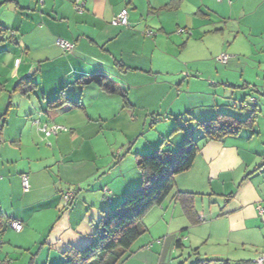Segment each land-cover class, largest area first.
Segmentation results:
<instances>
[{
    "label": "crops",
    "instance_id": "crops-1",
    "mask_svg": "<svg viewBox=\"0 0 264 264\" xmlns=\"http://www.w3.org/2000/svg\"><path fill=\"white\" fill-rule=\"evenodd\" d=\"M76 1L0 0V210L23 223L21 230L8 233V226L1 234L0 251L12 241L8 245L27 247L32 264H59L65 250L87 245L102 215L140 186L137 155L154 145L132 149V144L154 115L152 124L163 116L181 129L175 144L188 129L197 133L200 151L175 184L196 193L203 220L192 223L172 198L154 206L142 220L146 232L121 264H175V250L184 247L179 233L185 230L191 231V245L210 239L225 247L209 253V264L253 262L264 254L259 210L264 207V0H86L82 11L75 9ZM121 10L128 25L112 23ZM215 36H220L215 50L230 43L234 49L226 63L219 61L227 66L221 70L198 65L214 58L213 44L205 43ZM58 38L75 43L74 50L66 52ZM179 41L182 48L201 43L193 60L182 62L170 53ZM168 62L195 64L180 77L184 70H168ZM171 74L178 75L177 82ZM101 76L112 90L96 81ZM184 84L190 88L183 90ZM62 93L67 101L52 107L49 102ZM165 95L171 97L169 109L148 108ZM175 99L179 103L173 106ZM254 108L255 126L223 140H207L198 127L219 112L245 118ZM140 120L143 126L132 136L130 125ZM54 123L68 130L46 137L41 127ZM127 127L129 149H85L106 129ZM70 188L76 195L65 206L63 193ZM153 225H160L162 234L153 236ZM14 234L20 235L17 244Z\"/></svg>",
    "mask_w": 264,
    "mask_h": 264
},
{
    "label": "trees",
    "instance_id": "trees-1",
    "mask_svg": "<svg viewBox=\"0 0 264 264\" xmlns=\"http://www.w3.org/2000/svg\"><path fill=\"white\" fill-rule=\"evenodd\" d=\"M96 81L105 90H112L102 76ZM30 83L27 81L25 84L31 86ZM66 101L62 93L49 104L55 107ZM73 103L77 105V102ZM257 115V108L245 118L234 113L219 112L214 117L200 121L198 127L207 140H223L227 136L238 134L243 128H253ZM178 129L176 126L173 131ZM196 139L192 130L188 129L177 150L159 147L151 152L138 154L136 165L142 177L140 186L130 191L111 213L102 215L99 230L87 245L65 250L59 264H121L135 241L147 230L142 221L144 215L169 198L179 203L192 223L203 220L198 217L196 210V193L177 190L175 184L176 175L190 169L200 151ZM11 220L0 210V235L10 226ZM181 241L177 240V245H181ZM195 250L197 253V248ZM202 261L207 263L209 260Z\"/></svg>",
    "mask_w": 264,
    "mask_h": 264
},
{
    "label": "rangeland",
    "instance_id": "rangeland-1",
    "mask_svg": "<svg viewBox=\"0 0 264 264\" xmlns=\"http://www.w3.org/2000/svg\"><path fill=\"white\" fill-rule=\"evenodd\" d=\"M189 30V29H188ZM177 32V31H176ZM220 36H215L212 38V40H208L205 44H213V48L215 46H217L219 44V38ZM184 41V40H183ZM183 41H179L180 42V46H173L170 48V53L173 55H179L178 58H180V60L182 62H186V61H190L193 60L194 58V51L198 48V44L201 43H197V44H192L190 46H187L186 48H182V44ZM210 41V42H209ZM212 41V42H211ZM231 44V43H230ZM230 44L222 50L220 52H218V50L213 51L214 52V58H212V60H208L210 62H208L207 60H203V61H198V65L200 66H213V68L215 66L219 67V69L221 70V65H223V67H227L224 64H221L218 60V57L222 54H227L230 56H233V52L234 49L233 48H229ZM237 44H235L233 47H235ZM165 47V46H164ZM218 52V53H217ZM166 59H168V56L165 55ZM169 61H175L173 58L169 57ZM244 61H248L249 63H251V59H245ZM211 63V64H209ZM223 63V62H222ZM168 65V70H174L175 72H177L178 70H184L183 73H178L180 75V77H185L187 70L190 68L194 67L195 62H188V68L185 66H181L178 67V65L173 64L172 62H168L166 63ZM186 65V64H185ZM167 77V75H165ZM170 78H172V82H177V78L178 75H170L168 76ZM179 77V78H180ZM174 90L173 92L175 93V87L173 86ZM183 90H185L184 88H190L187 84L183 85ZM175 95V94H174ZM256 98H260L262 97L259 94H255ZM250 98V97H249ZM171 99V97L169 95H165V98L162 100L160 99V97H156L154 100L153 105H149L148 108H150L151 110L154 108H159V109H169L168 103L169 100ZM178 100L175 99L173 106H176V104H178ZM72 112H70L68 115H71V118H75V114H71ZM80 113V112H77ZM154 115H149L148 116V122H147V127H148V131L143 134L141 137H139V140H137V137H134L133 139V144H132V149H144L150 148V144L154 145V150L155 148H159L162 147L163 149H167L170 148L171 146H173L172 148H174L173 150H177V148H179L182 144V141L179 142V144H175L174 142H176V139L179 137V133L181 131V129L175 130L173 131V129L176 127L175 124L173 123L172 119H165L163 118V116L158 117L159 121H154V123L152 124L154 118ZM143 120H140L138 122H134L132 125H130L131 129H132V136L134 134L137 133V131H139L141 129V127L143 126ZM101 126L102 123H99ZM197 125V122H196ZM131 131H129V127H127L126 129H106L103 136H99L96 138V140L93 141L92 144V148L90 147V145L85 146V149H129L128 147V140H130L131 142V137L128 138V134H130ZM162 134H164V136H166L165 141L162 143L163 141V136ZM197 133H194V136L196 137ZM261 139V136H260ZM258 139V140H260ZM257 140L254 138V141ZM253 141V142H254ZM124 142V143H123ZM132 143V142H131ZM131 157V155L129 156ZM125 163H128V161H125ZM168 201V200H167ZM165 207L167 204H164ZM174 206H171L170 210L173 209ZM178 209H180L177 206ZM165 209H168L167 207ZM152 229V233L154 234L153 236L157 237L159 236L158 234H162L159 233L162 230V227L159 225H153ZM13 228L11 226H9V229H7L6 231H9L8 233L12 232ZM15 230V229H14ZM191 231L185 230L179 233V235H182V240L184 241V247L182 248H178L175 250V264H209V263H205L202 260H205L206 258H210L212 255H209V253L212 252H217L220 250H223L225 247L220 246L216 243L215 240H208V241H202L199 244H190V240H189V234ZM3 234V233H2ZM188 237H187V236ZM2 235H0L1 237ZM6 236V235H5ZM20 237V235L15 236L14 234V238L12 239L13 242L15 241L16 244L20 241L18 238ZM172 242L174 243L175 240L177 239V237L174 235L172 238ZM28 242L32 243L34 242L31 237L29 236V239L27 240ZM153 241V239H152ZM6 244H4V248L2 249V251H0V264H30V260H28L27 257V253H28V249L27 247H25L24 245H21V247H16V245H13L15 247H13L12 245H8L11 244L12 241H5ZM29 243V244H30ZM28 244V245H29ZM196 247L197 249V253L196 252ZM9 250V252H11L10 254H12L11 258L5 257V252L7 253V251ZM22 256H23V261H22ZM191 256V259H189ZM259 257V256H258ZM257 257V258H258ZM26 258V259H25ZM254 258L253 262H248V264H259L258 262H256L258 259ZM25 259V260H24ZM192 260V261H191ZM201 260V261H200ZM194 262V263H193ZM35 264V263H34ZM214 264V263H212Z\"/></svg>",
    "mask_w": 264,
    "mask_h": 264
},
{
    "label": "built area",
    "instance_id": "built-area-1",
    "mask_svg": "<svg viewBox=\"0 0 264 264\" xmlns=\"http://www.w3.org/2000/svg\"><path fill=\"white\" fill-rule=\"evenodd\" d=\"M40 2H43V0H39ZM85 1L86 0H78L75 2L74 4V7L76 10L78 11H82L83 10V7L85 6ZM112 23L115 24V25H128V17H127V13L125 10H121L112 20ZM179 31H183V29L181 28ZM148 34H151L153 33V31L151 30H148L147 31ZM56 43L58 45H60L66 52H71L74 50L75 48V43L69 41V40H66L64 38H58L56 40ZM229 59V55L227 54H222L218 57V60L223 62V63H226ZM20 59H17V63L19 62ZM251 101L253 102H256L255 98L252 97L251 98ZM41 130L44 132L45 136L48 137L50 135H53V134H57L61 131H67L68 128L64 125H60V124H52V125H43L41 127ZM22 179H23V182H24V185L27 186V181H28V175L27 174H23L22 175ZM76 195V191L74 189H68L67 191H65L63 193V202H64V205L65 206H68L71 204L72 200L74 199ZM260 212L262 214H264V207L263 206H260L259 208ZM9 225L15 229V230H21L23 228V223L22 221H20L19 219H12L9 223ZM258 260L256 262H258L259 264H263L264 263V254L260 255L258 258Z\"/></svg>",
    "mask_w": 264,
    "mask_h": 264
}]
</instances>
